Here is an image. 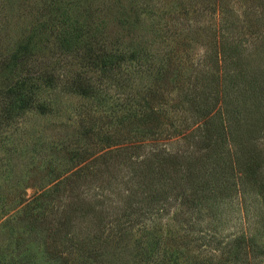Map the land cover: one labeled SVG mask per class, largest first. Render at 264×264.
I'll return each instance as SVG.
<instances>
[{"label": "rangeland", "instance_id": "1", "mask_svg": "<svg viewBox=\"0 0 264 264\" xmlns=\"http://www.w3.org/2000/svg\"><path fill=\"white\" fill-rule=\"evenodd\" d=\"M55 2L68 0H0V253L17 248L15 264H97L95 253L103 250V264H141L159 240L149 264L174 247L184 250L183 264H240L231 241L264 234L260 197L249 183L233 192L231 171L217 169L231 189L226 203L217 209V201L208 202L189 219L174 204L144 212L136 188L143 179L133 172L145 167L140 152L152 149L182 156L183 167L189 160L195 172L197 160L240 149L251 151L264 188V95L256 97L251 86L255 78L264 82V0H88L92 24L105 23L98 40L111 48L120 37L121 50L139 51L124 71L82 69L70 57L47 65L52 46L38 43L23 72L8 76L13 48L46 22ZM79 71L87 78L85 96L71 81ZM9 78L24 79L34 92L21 113L10 112L3 89ZM184 97H196V106ZM140 127L142 139L134 135ZM120 146L138 159L107 172L105 161H113L106 152ZM75 152L94 156L71 175L79 168L68 160ZM51 169L71 175L54 192ZM166 177L155 173L152 189L165 186ZM186 185L178 179L181 196ZM56 251L63 262L54 263Z\"/></svg>", "mask_w": 264, "mask_h": 264}, {"label": "trees", "instance_id": "2", "mask_svg": "<svg viewBox=\"0 0 264 264\" xmlns=\"http://www.w3.org/2000/svg\"><path fill=\"white\" fill-rule=\"evenodd\" d=\"M87 1L88 0H68V2H64V4H62L63 2L49 4V6L46 8L48 15L46 22H40L37 24L33 31L21 39L19 43L13 48V52L9 56L7 63L12 66L11 68L14 69V73L9 71L8 76H13L15 74V69H17L19 72H23V64H25L33 57V55H35V50L38 43L45 45V48L46 46H52L50 49H48L49 55L47 56L49 57L45 58L47 65H52L54 61L58 62L62 59H68V57H70V59L74 61V63H77L82 69H99L102 74L108 75L114 70L124 71L122 65L124 67L127 62L130 63L135 60L139 51L133 48L125 49L124 46V49L121 50L122 39L120 37L118 38L121 40L120 43H110L112 46L111 48L102 41H99L98 34L102 32V28L104 27L105 23L99 24L98 22L97 24H92V13L89 12L87 8ZM254 72H256V70H254ZM71 74L73 76L71 79L72 83L75 80L74 92L81 96L87 95V78L86 80L82 79V75L84 74H81L80 71ZM261 75L263 76L264 73H261ZM19 77L20 76H18V78ZM251 86L256 91L254 93L256 94V97L259 96L258 94L264 95V82L262 84L255 78L253 79ZM3 89L4 94L10 100L8 104L10 105V112L15 113H21L26 109L31 101L29 95L34 93L31 92L28 84L24 82V79L22 80V78L14 82L9 78L7 85H5ZM214 91L215 90L213 89V92ZM183 101L187 103L191 102L189 105L192 107L196 106V97H193L192 99L184 97ZM143 126H145V123ZM144 132V128L140 127L134 130V135H139L140 139H142ZM105 138L102 139V143L107 140L105 142L106 145H111L112 142H110V139ZM209 139L211 140V138ZM132 140L130 139V141ZM133 146H135L134 148H137L138 150L142 148L139 145L136 146V144ZM207 147L208 150L211 149L210 141ZM114 149V153L109 152L110 150L106 152V158L112 155V157L109 158L113 161L111 164H109L108 160L105 161L103 167L106 170L110 166L112 169L118 168L119 165L123 164L124 162L130 163V165H132L131 161H133V164L136 163V160L138 159L137 156L139 155H137V153L133 154L131 150H128L130 148H127V146H120L118 148L115 147ZM75 153L76 156H73L72 159L68 160L72 169L77 167L79 168L71 175L79 173L82 171V169L89 166V164H86L84 167H80L85 161H88V158L94 156H86L85 152V157L81 153ZM141 153L142 152H140L141 163H145V167L140 171H134L133 174L136 175L135 177H141L143 179V181L139 184V186H136V188H138L137 191H141L140 196L142 198L143 204H140V206L144 208V212H149L152 214L154 211H159L162 207L167 208V206L174 204L182 208L185 215H188L187 217L191 219V216H197L200 207L206 205L208 202L217 201V209H219L222 203H226L228 198L227 192L231 190L230 186H227L225 182L221 183L218 179L219 172L217 171L221 170L220 168H225L226 170L231 171L230 174H232L234 180L233 192L241 193L245 185L248 183L251 185L252 189H254V191L257 193V196L260 197L257 208L259 211H261V217L264 216V188H261L262 186L254 178L259 170L256 163L252 160L253 155L251 151L243 150L242 154H239L241 153V150L237 149L228 150L225 155L221 154L222 157L219 154L217 156L211 155L210 158H208L205 162H207V166L215 168L213 172H211L207 166L205 170H202L203 166H205V162H201L203 161L202 159L197 160L199 171L195 172L193 170L192 162L188 160L185 163L187 167H183L181 159L184 158L182 156L170 154V152H167L163 149L149 150L145 152L146 154L143 156ZM132 155L134 156L131 157ZM116 156H120V160H115L114 158ZM246 157L249 158V160ZM205 158L207 157L205 156ZM97 159L99 158L94 157L92 160ZM66 172L67 171L62 170V174H56V172L51 169V173L54 175L51 181L55 183L53 190L50 192H54L57 185L60 186L70 179L71 175L65 176ZM107 172L105 171V173ZM155 173L167 174V177L163 180L160 178V180L165 183V186L152 189L153 184L156 182L154 179ZM171 175L172 177H170ZM151 178L153 179L151 180ZM246 178H248V180ZM178 179L179 182L181 179H184L187 183L185 188L181 186L182 196L180 192H178ZM144 180L150 181L146 182L148 184L145 185ZM190 186L193 187V189H190L192 191L188 192ZM183 190L187 193L183 192ZM183 197L191 199L186 201ZM210 220L211 222L213 221L212 219ZM19 238L17 241V244H19L18 248L21 247V241ZM105 240H107V238H105ZM231 242L236 243L231 251L235 255L233 258L240 264H245L247 260L249 261L248 264H264L263 261H259L264 257V234H257L256 236L254 235L249 237L248 235L245 236V234L242 233L241 235L236 236ZM230 244L231 243H229V246ZM77 245L82 247L81 243ZM99 245H103V243L99 242ZM80 246H76V249H81ZM158 246L159 240L158 243H155L148 250V252H146V256L142 259L141 264H149L152 255H154L153 253L158 249ZM183 253V249L174 247V249L170 251V254H168V252H166V254H162L155 259V262L159 264H183V262H188L187 258H184L185 255L183 256ZM0 254L1 264H15V258L19 257L21 253H19L17 248H15L10 250L8 256L6 253ZM105 255L106 253L103 250L95 253V257L102 258L101 260H98L99 262H97V264H103V258ZM51 257H53L54 263L63 262L65 259L63 258L61 251H56ZM253 261H256V263Z\"/></svg>", "mask_w": 264, "mask_h": 264}]
</instances>
